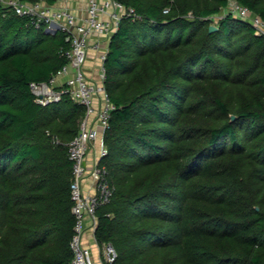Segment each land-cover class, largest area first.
I'll return each instance as SVG.
<instances>
[{"label":"trees","instance_id":"obj_1","mask_svg":"<svg viewBox=\"0 0 264 264\" xmlns=\"http://www.w3.org/2000/svg\"><path fill=\"white\" fill-rule=\"evenodd\" d=\"M121 1L141 17L121 19L105 59L114 191L97 241L116 247L110 264H264V35L227 12L210 31L229 0ZM237 1L264 18V0ZM69 47L0 5V264L73 255L67 143L85 107L30 88Z\"/></svg>","mask_w":264,"mask_h":264},{"label":"built area","instance_id":"obj_2","mask_svg":"<svg viewBox=\"0 0 264 264\" xmlns=\"http://www.w3.org/2000/svg\"><path fill=\"white\" fill-rule=\"evenodd\" d=\"M60 1L65 0H55L53 3L46 0H0V5L17 14L28 16L36 27L44 26L47 31L52 32L63 31L70 42V47L65 53L67 62L49 79L31 81L30 88L35 100L43 105L60 101L68 95L85 107V115L80 121L79 131L67 143L68 156L72 161L70 191L73 200L72 212L75 216L74 231L70 240L73 252L70 264H110L118 256L112 242L106 241L100 244L97 241L99 246L97 261L91 248L83 240L88 226L95 232L98 222L97 209L110 200L114 191L108 167L102 162L103 156L108 152L105 130L110 126L112 111L116 107L104 82L105 59L110 37L118 28L121 19L126 15L137 18L141 16L136 13L134 7L126 5L121 0H87L83 14L76 13ZM226 12L249 21L255 27L257 34L264 35V18L247 5L237 0H229L226 8L214 15L213 20H218ZM90 46L99 50V82L93 81L86 71ZM93 115L97 126L91 124L90 117ZM100 132L102 133L100 157L88 167L87 151L100 137ZM54 142H59L56 136ZM88 174L95 183L93 193L83 191L82 182Z\"/></svg>","mask_w":264,"mask_h":264},{"label":"crops","instance_id":"obj_3","mask_svg":"<svg viewBox=\"0 0 264 264\" xmlns=\"http://www.w3.org/2000/svg\"><path fill=\"white\" fill-rule=\"evenodd\" d=\"M62 4H66L69 7H71L76 13L83 14L85 12L86 6H87V0H65L60 1ZM88 59L86 62V71L88 76L95 82H99V59H98V53L99 50L96 49L94 46H90L88 48ZM97 103V102H96ZM95 115L90 117L91 124L94 126H97L95 123ZM99 129V127H98ZM101 135L100 137L92 143L89 150L86 154V162L88 167H91L92 163L98 159L100 156V146H101ZM83 191L87 193H93L95 192V183L92 179V177L88 174L85 176L82 182ZM84 243L88 245L93 253L94 258L98 261L99 259V246L97 244V240L95 238V232L93 229L88 226L87 229L84 232L83 236Z\"/></svg>","mask_w":264,"mask_h":264},{"label":"water","instance_id":"obj_4","mask_svg":"<svg viewBox=\"0 0 264 264\" xmlns=\"http://www.w3.org/2000/svg\"><path fill=\"white\" fill-rule=\"evenodd\" d=\"M217 29V25L216 24H214V23H210L209 24V30L210 31H213V30H216Z\"/></svg>","mask_w":264,"mask_h":264},{"label":"rangeland","instance_id":"obj_5","mask_svg":"<svg viewBox=\"0 0 264 264\" xmlns=\"http://www.w3.org/2000/svg\"><path fill=\"white\" fill-rule=\"evenodd\" d=\"M212 23H217V20H213ZM101 142V141H100Z\"/></svg>","mask_w":264,"mask_h":264}]
</instances>
